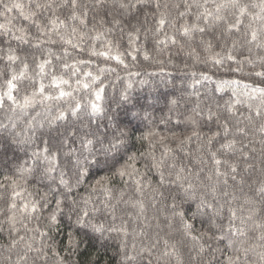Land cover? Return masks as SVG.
I'll return each instance as SVG.
<instances>
[{"label": "snow or ice", "instance_id": "snow-or-ice-1", "mask_svg": "<svg viewBox=\"0 0 264 264\" xmlns=\"http://www.w3.org/2000/svg\"><path fill=\"white\" fill-rule=\"evenodd\" d=\"M0 141V264H264V0H0Z\"/></svg>", "mask_w": 264, "mask_h": 264}, {"label": "clouds", "instance_id": "clouds-1", "mask_svg": "<svg viewBox=\"0 0 264 264\" xmlns=\"http://www.w3.org/2000/svg\"><path fill=\"white\" fill-rule=\"evenodd\" d=\"M16 149H18L21 154L23 153V147L19 146V145H15L14 146ZM98 155L101 157V159H103V153H98ZM111 155V153L109 154ZM12 156H11V153H8V154H5V145L2 141H0V162H3V163H6L8 160H11ZM102 166V165H101ZM98 171V169H94V173ZM38 183H51V181L48 179V178H38ZM43 190V189H42ZM49 191V201L48 203H51V197L52 195H62V193L59 192V190L56 188L55 185L52 186V188ZM72 200V196L71 194H68L67 195V201L68 202H71ZM72 211H74V209H65V212L71 216L72 215ZM72 227V231L74 232L75 230V220L73 219L71 221V225ZM62 239V234L60 237H57L56 238V242L59 243V240ZM81 239L83 240V244H81V247H80V251L83 253V255L81 256L80 258V264H88V261H87V256H88V252L85 251V249L87 248L88 246V239L86 237H84L83 235L81 236ZM103 241H100V243H102ZM95 254V253H93ZM73 259L75 260V257H73Z\"/></svg>", "mask_w": 264, "mask_h": 264}]
</instances>
